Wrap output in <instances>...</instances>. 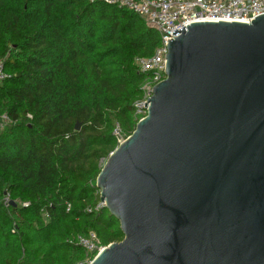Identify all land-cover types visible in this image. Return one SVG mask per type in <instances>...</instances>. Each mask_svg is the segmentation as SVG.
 I'll list each match as a JSON object with an SVG mask.
<instances>
[{
  "label": "water",
  "instance_id": "95a60500",
  "mask_svg": "<svg viewBox=\"0 0 264 264\" xmlns=\"http://www.w3.org/2000/svg\"><path fill=\"white\" fill-rule=\"evenodd\" d=\"M173 36L96 178L123 239L89 264H264V15Z\"/></svg>",
  "mask_w": 264,
  "mask_h": 264
},
{
  "label": "trees",
  "instance_id": "16d2710c",
  "mask_svg": "<svg viewBox=\"0 0 264 264\" xmlns=\"http://www.w3.org/2000/svg\"><path fill=\"white\" fill-rule=\"evenodd\" d=\"M159 43L137 14L100 1L0 0V113L11 120L0 130V264H86L79 236L123 239L96 178L116 127L127 138L137 123L146 76L134 60Z\"/></svg>",
  "mask_w": 264,
  "mask_h": 264
},
{
  "label": "built area",
  "instance_id": "2783aa9c",
  "mask_svg": "<svg viewBox=\"0 0 264 264\" xmlns=\"http://www.w3.org/2000/svg\"><path fill=\"white\" fill-rule=\"evenodd\" d=\"M100 1L109 6L127 9L137 14L147 25L160 36V43L149 57H139L134 64L139 73L146 79L141 85L142 99L135 102V119L140 121L146 115L144 103L152 95L156 84L165 79V65L168 42L171 41L174 30H181L189 24L198 22H241L249 23L256 17L264 15V0H89ZM8 75L3 70V60H0V83ZM30 119L31 116L28 115ZM11 123L6 113H0V130ZM118 145L126 138L120 134L118 127L114 130ZM8 195L4 197V205L10 206ZM27 207L28 203H22ZM98 207H103L99 203ZM69 209V208H68ZM75 244L84 249L86 264L104 248L97 240L95 233L89 232L87 236L78 237ZM92 258V259H93Z\"/></svg>",
  "mask_w": 264,
  "mask_h": 264
}]
</instances>
